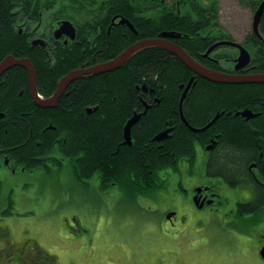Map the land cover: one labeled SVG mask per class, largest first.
I'll return each mask as SVG.
<instances>
[{"label": "flooded vegetation", "instance_id": "flooded-vegetation-1", "mask_svg": "<svg viewBox=\"0 0 264 264\" xmlns=\"http://www.w3.org/2000/svg\"><path fill=\"white\" fill-rule=\"evenodd\" d=\"M19 1L18 5L12 3L11 7H14V11L10 13L12 18L9 19L11 29L18 37V43H16L17 46L14 45L15 48L5 51L0 56V63L8 58L28 59L34 71L23 64L13 63L0 73V88L8 82V75L14 72L22 74L21 81L18 83V92L13 97L17 99V104L25 103L29 107V110L24 113L29 118L34 117L35 114L40 115L37 111L39 107L43 109L60 107L61 101L72 93L71 87L79 80L92 81L93 78L105 80V76H109V73L130 65L129 60L137 52L117 68L101 73L87 72L89 68L115 59L128 47L148 38L162 39L168 43L177 44L202 66L215 71L233 74L264 73V71H251L252 56L246 65L237 66L240 56L238 42H235L227 26L218 19L220 18L219 9L215 13L208 10L211 7L208 4L210 0H153L155 3L152 2L149 6L144 5L143 7H137V4L132 3L133 0H111L110 2L108 0H86L82 9L69 10V13L63 14V17L57 16L55 0ZM153 16H158L159 20H152ZM57 17L60 18L57 19ZM253 33L255 31L252 21L251 32L247 33L245 38L243 37L240 44H246L247 37ZM150 48H158L174 54L167 48L159 46H149L143 49ZM174 55L180 59L179 56ZM183 64L187 66L186 63L183 62ZM187 68L190 70L188 81L178 83L181 94L176 115L168 113L162 125L154 129L156 133L150 139L155 140V145L161 148L162 154H165L168 152L167 141L169 139L172 141L175 136L177 140H182L186 138V128L193 130L189 145H177L178 163L175 171L174 191L180 200V206L175 209L170 208L169 211L173 210L172 213L169 212L170 214L166 212V221L172 223L178 219L186 221L185 218H180V212L185 207L182 199H192L196 213L203 210L214 215L219 213V216L223 217L222 220L225 217L227 229H234L236 232L237 230L245 231L247 228H233L230 225H236L241 220L247 221L248 218L259 214L264 217V102L261 105H253L250 102L239 105L223 102L209 114L204 122H193L188 110L192 104H198L193 102L194 98L201 92L203 85L214 81L201 76L189 66ZM40 70L43 71L44 78L41 77ZM71 75L72 77L68 78L61 87L62 81ZM154 82L153 85L142 83L144 93L141 98L144 109L139 110L133 107L132 116L123 119L125 125L119 148L122 146L132 148L137 144L136 133L139 132L134 131V125H139L143 114L153 108L154 104L161 103L162 97L166 95V85L157 82V79ZM188 85V89L184 92ZM135 87L139 89V84ZM109 89L106 86L102 92L91 98L90 103H86L81 108L84 109L81 113L86 118H91L88 114L103 107L110 96ZM15 99L10 101L12 105ZM48 113L42 114L46 117L41 126L38 123L36 126L35 123L29 126L30 132L40 129L35 135L33 147L26 148L30 145L28 141L16 145L5 141L6 143L4 142L0 147V198L5 183L3 177L5 172L32 175L42 171L49 177L53 171L64 169L71 172L75 164L70 156L73 153L85 151L76 146V140L72 139L71 135L67 136L57 120L51 116V113ZM8 114L6 110L1 116L7 117ZM93 117L98 119L96 116ZM132 117H137V119L131 126V140L129 141L126 139L125 126ZM225 119L237 121L239 127L257 136V152L247 162L246 175H239L237 171H231L228 167L223 169L216 165L217 158L223 149L221 145L230 142L236 136L223 128L221 122ZM157 129L160 130L157 131ZM67 143L68 157L64 152V145ZM151 146L150 142L149 151L152 149ZM21 147L27 149L25 155L17 150ZM225 152L227 154V150ZM225 152L223 156L226 155ZM56 159L59 164L56 163ZM108 163L109 169L114 168L111 160ZM167 172L161 173V182L165 187L168 182ZM116 173L122 178L127 177L123 172ZM70 176V181L74 186H79L78 183L83 185L97 181L100 190L107 191L101 186L100 178L95 177L92 180L79 178L78 181L73 174ZM98 177L101 176L98 175ZM106 182L113 186L109 189L110 192L118 187V183L114 180ZM32 183V180L25 182V184ZM224 206H227L226 214L221 213ZM1 221L2 215L0 214V240L5 239L3 246H7L9 233L2 227ZM196 224H200V220H197ZM255 232L254 245L258 259L264 264V218L261 224L255 226ZM73 234L71 236L79 238V234L83 233L76 231ZM246 237L249 239L250 235ZM25 240L31 247L30 252L35 248L38 249L39 243L34 238L26 237ZM24 248H20L18 253L22 252L21 258L24 264H61L60 259L63 257L61 252H54V256L41 253L36 260L32 258V253H29L28 255L31 256L29 260L23 256ZM70 263L72 264L71 261ZM0 264L20 263L17 261L9 263L8 259H5L0 260Z\"/></svg>", "mask_w": 264, "mask_h": 264}, {"label": "rangeland", "instance_id": "rangeland-1", "mask_svg": "<svg viewBox=\"0 0 264 264\" xmlns=\"http://www.w3.org/2000/svg\"><path fill=\"white\" fill-rule=\"evenodd\" d=\"M216 2L218 19L240 44L251 32L252 0ZM167 173L166 187L150 198L137 199L120 187L104 193L97 181L74 186L72 173L64 169L53 171L50 177L42 171L32 175L5 172L0 214L9 242L7 247L3 246L5 239L0 240V260L24 264L22 252L18 253L25 247L23 256L29 260V253L36 260L41 253L54 256L61 252V264H263L254 245L255 226L261 224L262 214L230 225L247 228L236 232L227 229L225 217L222 220L219 213H196L193 200L182 199L185 207L180 218L186 221L168 222L166 212L178 208L180 200L174 191L176 174ZM26 180L33 183L25 184ZM76 231L83 234L74 238L71 235ZM26 237L34 238L38 249L30 252Z\"/></svg>", "mask_w": 264, "mask_h": 264}, {"label": "trees", "instance_id": "trees-1", "mask_svg": "<svg viewBox=\"0 0 264 264\" xmlns=\"http://www.w3.org/2000/svg\"><path fill=\"white\" fill-rule=\"evenodd\" d=\"M260 1L252 0L250 6L256 9ZM18 2L20 1L0 0V56L5 51L15 48L14 45L17 46L18 37L13 33L9 19L12 18L10 13L14 11V7H11L12 3L18 5ZM152 2L155 3L153 0L132 1V3L137 4V7L149 6ZM85 3L86 0H55L57 16L63 17V14L69 13V10L82 9ZM208 4L211 6L208 8L210 12H218L216 0H210ZM152 20H159V17L153 16ZM260 31L264 37V13ZM244 45L248 47L252 55L251 71H264V40L253 33L248 36ZM111 49L112 45L110 46ZM129 61H131L130 65L109 73V76H105V80L99 78H93L92 81L79 80L71 87L72 93L61 101L60 107L53 109L37 107L40 115L35 114L34 117L30 118L24 115L29 107L25 103L17 104V99L13 97L18 92V83L21 81L22 74L14 72L8 75V82L0 88V147L5 141L14 145L28 141L30 145L26 148L33 147L35 135L40 129L30 132L29 126L31 123H35V126L38 123L41 126L46 117L42 114L49 112L63 128L66 135H71L72 139L76 140V146L85 150L70 156L75 164L70 173L78 181L79 178L83 180L100 178L103 189L109 190L113 186L110 183L108 185L106 181L112 182L114 180L118 183V187L127 192L130 198L137 197L138 199L143 196L150 198L154 193L157 194L160 187L164 186L161 182V173L177 170V145H189L193 130L186 128L187 135L182 140H177L175 136H173L172 141L169 139L167 141L168 152L165 154H162L161 148L155 145V140L150 139L156 133L154 129L162 125L168 113L171 112L176 115L181 94L178 83L188 81L190 70L174 54L158 48L142 49ZM40 74L44 78L42 70H40ZM153 79H157V82L166 85V95L162 97L161 103L154 104L153 108L148 109L143 114L139 125H134V131L139 132L136 133L137 144L132 148L129 146L119 148L118 145L122 140L125 125L123 119L132 116L133 107L139 110L144 109L141 98L144 92L141 85L142 83L153 85L155 84ZM136 84H139V89L135 87ZM106 86L110 88L109 98L102 108L99 107L96 112L88 114L91 118H86L81 113V110H84L81 108L86 103H90L91 98L102 92ZM201 89V92L193 100L198 104H192L188 110L190 119L196 123L204 122L209 114L223 102L237 105L244 102L261 105L264 102V83L207 82ZM13 99L16 102L14 101L12 105L10 101ZM6 110L9 112V118L8 116H1ZM221 124L228 133L236 136L230 142L221 145L223 149L217 158L218 160L216 159V165L223 167V169L228 167L231 171H237L239 175H246L247 162L257 152V136L251 135L246 129L239 127L235 120L225 119ZM59 130L61 129L59 128ZM159 130L157 129V131ZM150 142L152 149L149 151ZM68 143L64 145L66 157H68L66 154L69 150ZM22 148L24 147L17 148V150L25 155L27 149ZM224 152L225 156H223ZM109 160L112 164L114 163V168L109 169ZM56 163L59 164L57 159ZM118 171L125 173L127 177L122 178L116 173Z\"/></svg>", "mask_w": 264, "mask_h": 264}, {"label": "water", "instance_id": "water-1", "mask_svg": "<svg viewBox=\"0 0 264 264\" xmlns=\"http://www.w3.org/2000/svg\"><path fill=\"white\" fill-rule=\"evenodd\" d=\"M264 12V0H262L258 6V8L254 12V18H253V28L257 36L264 40L263 35L260 31V24L262 20V15ZM240 47V56L238 58L239 63L237 66H244L250 61V54L249 51L242 46L241 44L237 43ZM149 46H159V47H165L177 56L180 57V59L187 64L191 69L199 73L201 76L214 81V82H223V83H230V84H240V83H248V82H256V83H264V73H253V74H233V73H224L220 71H215L209 68H206L202 66L197 60H195L190 54H188L181 46L177 44H171L168 43L162 39L157 38H148L145 40H141L132 46L128 47L126 50H124L119 56H117L115 59L110 60L108 62H105L103 64H98L97 66L93 68H89L87 72H93V73H101L106 72L109 70H112L114 68H117L121 66L128 58H130L133 54L138 52L140 49L149 47ZM13 63L23 64L25 66H28L31 71H34V67L32 66L30 60L26 59H14L11 58L5 59L0 63V73L4 70V68L9 67ZM32 77H34L32 73ZM72 77L69 76L66 79L62 81L60 84L61 87L64 86L67 79ZM68 83V82H67ZM190 84V83H189ZM189 85L185 89L184 92L188 89ZM185 96V95H184ZM184 98L182 97V100ZM137 117H132L125 126V135L127 140H131V126L136 121Z\"/></svg>", "mask_w": 264, "mask_h": 264}, {"label": "bare ground", "instance_id": "bare-ground-1", "mask_svg": "<svg viewBox=\"0 0 264 264\" xmlns=\"http://www.w3.org/2000/svg\"><path fill=\"white\" fill-rule=\"evenodd\" d=\"M261 1H262V0H261ZM261 1H260V2H261ZM259 4H260V3H259ZM258 6H259V5H258ZM263 13H264V12H263ZM262 16H263V15H262ZM142 49H143V48H142ZM140 50H141V49H140ZM248 83H254V82H248ZM224 108H225V107H224Z\"/></svg>", "mask_w": 264, "mask_h": 264}]
</instances>
